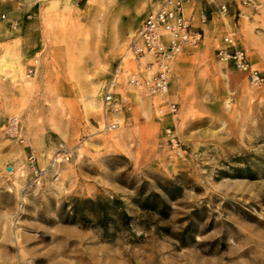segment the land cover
Instances as JSON below:
<instances>
[{"label":"rangeland","instance_id":"obj_1","mask_svg":"<svg viewBox=\"0 0 264 264\" xmlns=\"http://www.w3.org/2000/svg\"><path fill=\"white\" fill-rule=\"evenodd\" d=\"M209 1L204 40L174 66L178 113L134 94L107 132L102 93L148 0H0L45 19L40 54H0V264H264V92L216 57L238 28L264 72V0L242 18Z\"/></svg>","mask_w":264,"mask_h":264},{"label":"built area","instance_id":"obj_2","mask_svg":"<svg viewBox=\"0 0 264 264\" xmlns=\"http://www.w3.org/2000/svg\"><path fill=\"white\" fill-rule=\"evenodd\" d=\"M195 1L149 0L147 16L134 35L126 57L121 60L103 90L104 131L113 132L121 127L133 111L131 97L134 94L157 102V113L161 117L178 113L177 103L169 99L175 63L188 47L204 40V27L209 23V17L202 8L198 13V26L187 16L186 5ZM259 7L258 0H226L219 6L222 14H230L233 9L234 15L239 18L244 17L245 11L258 10ZM238 39L236 28L224 37L216 50V57L221 62L233 65L246 76L252 87L264 92V72L252 64L247 50L239 46ZM126 58L130 66L125 62ZM39 69L40 61L35 59L26 70V78L36 77ZM4 129L9 136L16 137L20 130L19 117H10ZM165 135L168 145L177 155L181 148L172 129H166ZM64 157L68 158V155L65 153Z\"/></svg>","mask_w":264,"mask_h":264},{"label":"crops","instance_id":"obj_3","mask_svg":"<svg viewBox=\"0 0 264 264\" xmlns=\"http://www.w3.org/2000/svg\"><path fill=\"white\" fill-rule=\"evenodd\" d=\"M148 4L150 10L149 0ZM188 4L196 5V13H191L190 8L187 7ZM188 4L186 5V14L193 22H195V15L198 14L202 8L201 0L190 2ZM6 7L8 8L0 11V54L4 53L9 46H17V51H20L25 55L31 54L36 56L40 54L43 51L41 49L45 32L44 17L39 13H33L32 15L15 13L17 12L14 11L16 8L11 3L7 4ZM3 16H5L4 19ZM15 43L16 45H14Z\"/></svg>","mask_w":264,"mask_h":264}]
</instances>
